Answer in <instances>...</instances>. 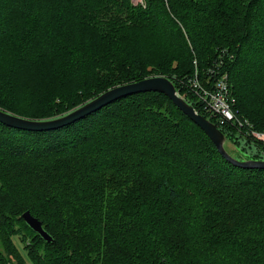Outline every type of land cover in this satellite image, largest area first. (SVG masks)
Returning <instances> with one entry per match:
<instances>
[{
    "label": "trees",
    "instance_id": "16d2710c",
    "mask_svg": "<svg viewBox=\"0 0 264 264\" xmlns=\"http://www.w3.org/2000/svg\"><path fill=\"white\" fill-rule=\"evenodd\" d=\"M144 3L0 0V108L48 120L160 75L215 122L188 79L204 81L220 62L233 110L263 131L264 0ZM217 127L255 148L233 157L264 160V141ZM26 210L51 241L23 220ZM0 264H264V168L227 160L157 91L57 129L0 122Z\"/></svg>",
    "mask_w": 264,
    "mask_h": 264
},
{
    "label": "water",
    "instance_id": "95a60500",
    "mask_svg": "<svg viewBox=\"0 0 264 264\" xmlns=\"http://www.w3.org/2000/svg\"><path fill=\"white\" fill-rule=\"evenodd\" d=\"M157 91L164 93L168 98L194 123H196L212 140L218 151L229 161L237 166L264 168V160L245 159L238 160L233 157L225 148L226 136L209 119L197 113L194 107L189 104L175 89L172 81L164 76L156 75L145 77L136 81L120 84L108 88L94 98L74 108L61 116L48 120H34L14 115L0 108V122L25 130H49L57 129L70 124L86 115L95 112L110 102L139 92ZM23 220L46 241H51V236L43 229L41 221L34 217L28 210L21 215Z\"/></svg>",
    "mask_w": 264,
    "mask_h": 264
},
{
    "label": "built area",
    "instance_id": "2783aa9c",
    "mask_svg": "<svg viewBox=\"0 0 264 264\" xmlns=\"http://www.w3.org/2000/svg\"><path fill=\"white\" fill-rule=\"evenodd\" d=\"M219 66L220 62L209 67L208 77L204 81L198 80L196 73L189 78V93L208 117L215 120L213 123L216 126L232 125L242 134L264 141V130L254 129L247 119L241 118L233 110L234 97L231 95L228 76L219 70Z\"/></svg>",
    "mask_w": 264,
    "mask_h": 264
},
{
    "label": "rangeland",
    "instance_id": "374dc122",
    "mask_svg": "<svg viewBox=\"0 0 264 264\" xmlns=\"http://www.w3.org/2000/svg\"><path fill=\"white\" fill-rule=\"evenodd\" d=\"M131 2L133 3V4H141L142 6H145V3H144V0H131ZM181 79V78H180ZM179 79V80H180ZM178 80V81H179ZM183 93H185V91L183 92ZM81 105V104H80ZM80 105H78V106H80ZM77 107V106H76ZM76 107H74V108H76ZM73 108V109H74ZM235 129H236V127H235ZM237 130V129H236ZM237 133H238V130L236 131ZM243 136V135H242ZM240 142V144H239V147H247L248 145H246V143L244 142V140L243 139H240L239 140ZM238 146L236 147V146H234L230 141H227V142H225V148H226V150L230 153V154H232V155H234V156H237V157H239V158H241L242 157V153L243 154H247V155H249V154H251V153H254L255 152V148L252 146L250 149L248 148V150H246V151H243L241 148H239ZM249 147V146H248ZM240 151H241V153H240ZM113 176H114V174L113 175H110V177L109 178H107L106 179V181H105V188L107 189V191H111V190H113V188L114 187H116V183H118L119 182V180H116V181H114L112 178H113ZM115 177H117V176H115ZM14 242H15V245H16V247H17V249L22 253V255L24 256V257H26L27 256V254L25 253V250H24V248H23V246H22V244H21V242L19 241V239L18 238H14Z\"/></svg>",
    "mask_w": 264,
    "mask_h": 264
}]
</instances>
